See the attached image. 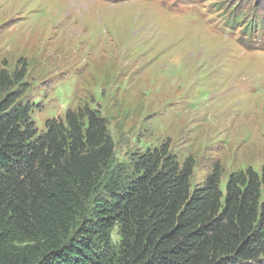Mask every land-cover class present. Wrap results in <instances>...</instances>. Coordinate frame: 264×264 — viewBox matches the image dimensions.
Returning <instances> with one entry per match:
<instances>
[{
    "label": "rangeland",
    "instance_id": "obj_1",
    "mask_svg": "<svg viewBox=\"0 0 264 264\" xmlns=\"http://www.w3.org/2000/svg\"><path fill=\"white\" fill-rule=\"evenodd\" d=\"M0 64L25 67L37 135L97 111L125 175L161 146L192 159L191 189L215 164L223 193L231 173L260 174L264 0H0Z\"/></svg>",
    "mask_w": 264,
    "mask_h": 264
},
{
    "label": "trees",
    "instance_id": "obj_2",
    "mask_svg": "<svg viewBox=\"0 0 264 264\" xmlns=\"http://www.w3.org/2000/svg\"><path fill=\"white\" fill-rule=\"evenodd\" d=\"M24 76L0 64V264H264V161L224 193L218 164L191 189L192 159L179 166L165 146L125 175L97 111L37 135Z\"/></svg>",
    "mask_w": 264,
    "mask_h": 264
},
{
    "label": "bare ground",
    "instance_id": "obj_3",
    "mask_svg": "<svg viewBox=\"0 0 264 264\" xmlns=\"http://www.w3.org/2000/svg\"><path fill=\"white\" fill-rule=\"evenodd\" d=\"M238 93H240V92H238Z\"/></svg>",
    "mask_w": 264,
    "mask_h": 264
}]
</instances>
